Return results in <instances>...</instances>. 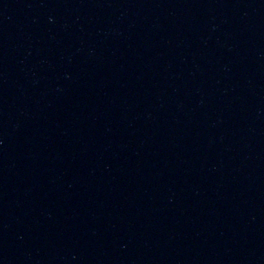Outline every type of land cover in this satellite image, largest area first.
Masks as SVG:
<instances>
[{
    "label": "water",
    "instance_id": "water-1",
    "mask_svg": "<svg viewBox=\"0 0 264 264\" xmlns=\"http://www.w3.org/2000/svg\"><path fill=\"white\" fill-rule=\"evenodd\" d=\"M31 264H264V0H47Z\"/></svg>",
    "mask_w": 264,
    "mask_h": 264
}]
</instances>
